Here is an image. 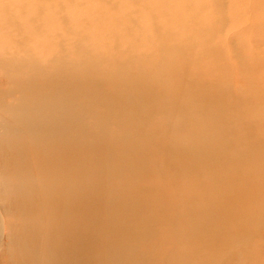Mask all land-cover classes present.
Here are the masks:
<instances>
[{"label":"rangeland","instance_id":"374dc122","mask_svg":"<svg viewBox=\"0 0 264 264\" xmlns=\"http://www.w3.org/2000/svg\"><path fill=\"white\" fill-rule=\"evenodd\" d=\"M58 239L264 264V0H0V264Z\"/></svg>","mask_w":264,"mask_h":264},{"label":"bare ground","instance_id":"6f19581e","mask_svg":"<svg viewBox=\"0 0 264 264\" xmlns=\"http://www.w3.org/2000/svg\"><path fill=\"white\" fill-rule=\"evenodd\" d=\"M28 116H32V115H26L25 118H27ZM34 126L37 129V134L35 136L32 135L31 136V140L34 143V145L37 147V152L36 153L42 152L46 156V149L44 150V148H42V147L38 148V140L40 138H41L42 141L46 139V131H47V128H46V126H47L46 119H45V121H39L37 123H34ZM48 135H50V134H47V136ZM57 135L59 136V134H57ZM73 140H75V139H73ZM73 165H74V163H73ZM35 167H37L39 169V172H41V171H45L46 172V160L45 161H42V162H38ZM37 168H35V169H37ZM74 171H73V173H76ZM45 172H43V173H45ZM37 175H38V173H37ZM40 175H42V174H40ZM44 176L45 175H43V177L40 176V177L37 178V181H38L39 184L40 183H43V184L45 183L46 184V178ZM73 190H74V188H73ZM79 190H80V185L78 186L77 190L75 189V191H79ZM78 193L79 192H77V193L76 192L75 193L72 192L71 193L70 192V189H69V190H66L63 193V197L62 198L60 196V200H58V203H59V207H61V210H60V215L61 216H65V214L67 213L66 211H71V210H75V211H78V213H80L79 212V209H77V206L79 204V201L77 200V197L75 196V194H78ZM145 197H147V196H145ZM44 200L46 201L45 198H44ZM112 203H113L112 202V199H110V201L107 203V212H108V214H110V215H108V219L110 221L112 220L111 218H112V215H113V210L111 208L112 207ZM147 204L148 203H146V205ZM147 207H149V205ZM44 208H45V205H44ZM76 227H79L80 228L81 226L78 223V226H76ZM79 228L77 230L80 231ZM98 232H99V230L97 229L95 231V234H94L95 238L99 237ZM109 235H110V231H104L102 233V236L103 237H105V236L107 237ZM76 237L77 238H73V239H76L79 242H82V239H81V237L79 235H77ZM65 242L66 241L61 240V239L60 240L58 239L57 241H54L53 240L52 245L47 250L46 256L45 257H42L40 259L41 264H96V259H95V257H96V254H95L96 251L93 250L94 248H89V250L87 249V251H86V250H84V249H82V248L79 247V243L78 242H76V244H74L72 247H67L68 244L65 243ZM69 248L72 251L70 253V255L68 253L69 251L68 252H65ZM113 248H114V246L109 244L108 247H106V249H104L103 255L104 256H107L109 258L111 256L110 255V252H112Z\"/></svg>","mask_w":264,"mask_h":264}]
</instances>
